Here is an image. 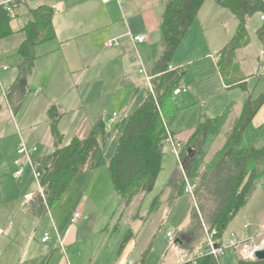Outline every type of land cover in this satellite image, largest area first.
<instances>
[{"label":"crops","instance_id":"1","mask_svg":"<svg viewBox=\"0 0 264 264\" xmlns=\"http://www.w3.org/2000/svg\"><path fill=\"white\" fill-rule=\"evenodd\" d=\"M119 1L125 5L124 10L121 9L117 0H111L108 3H104L102 0H39L38 2H30L27 6L19 9V16L11 23V28L15 33L0 40V59L11 56L18 69V73L12 76L5 75L10 72V68L1 74H4L2 81L5 80L7 84H10L17 76L7 92L1 87L2 81L0 82V111L7 107L10 115V119L7 120L4 117L1 120L3 115L0 114V143L2 139L5 141L3 153H0V264H37L38 261L44 259L42 264H86V256L82 254L76 256L75 253L70 255V251L77 246L80 229L87 223L83 220L85 218L82 212L90 213L93 210L90 207V209H86L89 189L94 187L95 178L96 180L99 179V182L100 180L107 181L105 173H98L99 175H97V171L104 167L79 176L73 182L72 187L75 184L80 187L81 191L76 190V194L83 195V199L75 211L73 209L68 213H63L64 206L59 209L55 205L45 216L40 217L32 213L30 203L41 192L39 182L37 180L38 193H32V188L28 187L30 180L25 175V172L30 169L29 166H25L20 177H15L16 171L24 162V158L19 156L17 151L20 143L13 149V155L6 157L5 154L10 150L6 141L9 138H15L16 135H22L24 132L20 125L27 122L29 118L28 125L32 134L27 135V140L30 144H26L22 136L21 142H24L29 148L38 147L37 142H44L48 149H51L49 153L54 149V138L48 119V111L53 106L57 107L59 113L64 115L59 123V131L64 137L65 145L70 144L73 139L79 138V135H81L80 138L86 137L95 124L100 121L104 122L107 130L109 124L106 122L105 113L93 108L88 109L84 104L90 103V106L97 99H100L101 91L105 87H113L115 85L113 81L122 77L124 80H129L130 85L129 90H125L128 92L126 103L119 108L120 120L124 121L123 133L129 117L144 103L148 91L156 98L162 97L180 72H185L181 86H186L189 91L187 94L174 96L176 104H172V110L163 117V121L169 130L180 138L183 147L188 149L191 146L195 129L204 118H216L222 115L229 104L235 103V114L224 126L216 143L221 140L224 133H228L226 134L227 139L250 93L254 99L263 93L264 35L258 34L264 24L261 15L258 14L261 26L255 28L261 45H257L251 36L254 30H252L253 26H249L250 19L247 23L249 43L238 48L233 55L228 52L224 54V49L236 35L239 23L230 10L218 5V0H207L176 52L174 58L176 64L173 63V69H169L168 66L166 71L155 74L153 85L149 86L139 72L140 66L151 71L162 55L160 25L169 0ZM42 6L54 9L52 24L56 37L50 42L35 47L36 59L32 72L26 75L28 76V81H26L28 83L32 80L34 83L35 80L34 84L37 87L30 88V92L24 98L19 92H16V90L20 91L21 88H18V85L25 76L21 70L24 58L19 54V49L26 40V34L22 29L33 20L30 11ZM128 30L134 35L147 36V41L133 45L124 38L120 47L105 48L107 40L124 37ZM11 39L14 41L13 45L5 43L6 41L12 44ZM6 46L9 47L8 50H5ZM221 61H223L222 69H227L230 66L228 67L230 70L227 72V78H224L219 69L218 63ZM4 66L8 67L7 65ZM39 70L40 76L36 77ZM66 76L70 78L66 79ZM66 82L68 86H66ZM99 83L102 84L100 89L96 88ZM241 83L247 90L236 88L235 85ZM87 85L90 87L86 89ZM76 89L77 91H75ZM57 92L64 98L61 99L63 100L61 106L57 102L59 101L58 95L55 96ZM123 93L126 92L120 93L119 100L122 99ZM72 94L76 96V99L74 98L71 104L70 99H65ZM30 95L33 96V99L22 114V106ZM182 96H189L190 101L192 100L191 103L183 102L186 107L191 108L190 111L195 110L189 116L180 114L182 112L180 97ZM33 108L35 110L32 111ZM44 113L47 115L46 119L43 118ZM34 114L37 115L35 120ZM178 114L181 116L180 121L177 120ZM170 115H173L175 119L171 121V124H168L166 119ZM115 117L118 116L115 115ZM67 119L70 120L68 128L72 129L71 136L68 138L63 132V124ZM250 128L253 129V132L259 133L260 130L263 132L250 141L247 140ZM244 138L248 144H258L264 141V106L246 130ZM38 152L39 150L34 154L35 160L49 154L38 156ZM167 153L175 158L176 170L172 168L174 171L172 180L159 196L162 208L166 203L171 204L169 201L171 198H175L173 203L176 204L179 197L188 196L180 194L181 176L179 172L180 167L187 165L188 153L185 151L181 156V163L168 148L166 155ZM68 194H65L61 201H64ZM141 204L142 202H140ZM160 211L152 217L151 222L154 221ZM76 212H80L82 218L76 225L72 226L71 219ZM120 214L121 209H118L113 216V219L119 216L118 228L117 230H115V226L113 228L115 233L120 231L122 222L125 221L130 224L129 218L132 213L129 212L122 219H120ZM140 223L141 220H138L132 224L137 230V234L135 232L130 234L131 238L122 252L119 251L122 244L117 250L108 243L113 237L112 231H110L111 226L108 225L104 228L105 232L102 233L104 237L98 248L99 255L95 260L92 259L91 264H127L128 261L132 262L131 260L136 254L139 256L137 258L139 260L151 241V234H155V227H152L151 230L146 229L149 222L141 223V226ZM44 224H46V231L42 233L39 239H35ZM49 225H51L50 230H48ZM230 226L225 233L226 236L236 233L241 240L252 237L262 240L264 238V208L250 213L245 218L241 232L234 226L230 229ZM207 229L203 228L202 233H193L191 230V234H187L185 231L178 234L172 241L176 244L173 253H170L172 259L168 258L165 261L166 264H194L205 242ZM68 230L70 231L68 232ZM46 233H50V239L43 243L42 239ZM127 233L128 229L124 236ZM145 237L148 238L145 239ZM149 237L150 240H148ZM192 237H194V241H192ZM62 239H64L63 246L61 245ZM47 245L53 248L46 249L45 246ZM107 245L110 246L109 253L105 252L104 254V251H107ZM233 254L234 264H238L241 259L239 251H234ZM232 258H230V264L233 263Z\"/></svg>","mask_w":264,"mask_h":264},{"label":"trees","instance_id":"2","mask_svg":"<svg viewBox=\"0 0 264 264\" xmlns=\"http://www.w3.org/2000/svg\"><path fill=\"white\" fill-rule=\"evenodd\" d=\"M206 1L167 2L160 25L163 51L152 70L148 71L149 74L154 76L167 70ZM217 3L222 8L230 10L239 23L236 35L223 51L224 54L228 52L233 55L238 48L249 43L247 23L253 16L264 14V3L263 0H218ZM30 13L33 20L22 29L26 34V40L19 49V54L24 58L21 67L24 75L32 72L36 59L35 47L56 37L52 24L53 8L42 6L31 10ZM18 16L19 12L15 17H11L8 11L0 6V40L15 33L11 23ZM258 34L264 35V24ZM222 63L223 61L219 62L218 66L224 78H227L230 66L222 69ZM185 74L180 72L162 97L156 98L148 91L144 103L129 117L115 153L109 160L105 157V149L110 135L104 122L96 123L86 137L75 138L70 144L65 145L64 137L59 131V123L64 115L53 106L48 111V119L54 138V149L36 160L37 171L40 173L37 180L41 192L32 199L30 211L36 216H45L62 200L76 178L102 167L107 168L113 188L119 197L120 219L125 217L137 202H142L144 196L154 190L163 171V161L166 157L164 143L166 127L163 117L170 113L172 104H176L174 92L181 86ZM235 86L247 90L242 83ZM263 106L264 92L256 99L250 93L225 144L219 150H214L215 143L228 120L235 114L236 105L229 104L222 115L216 118H204L195 129L190 148L184 147L181 152L182 156L187 151L188 159L187 165H183L186 172L185 175L181 174L180 194L186 195L187 181L194 183L199 180L194 195L193 216L196 215L195 206L198 207L199 202L203 213L208 211V230L216 229L217 238L225 235L229 226L248 206L256 189L264 186V141L248 144L244 138L246 130ZM171 200L174 201L175 198L169 201ZM206 203L212 204L208 206L210 210L206 211ZM161 208V198L158 197L144 219L140 215V206L130 216L129 223L134 224L143 219V223L146 224ZM117 228L118 225L115 226V230ZM130 234H133L132 229L125 236L120 252L126 247L131 238ZM155 235L135 264H146L156 242ZM194 262L220 264L212 257L198 256ZM238 264H264V261L240 259Z\"/></svg>","mask_w":264,"mask_h":264},{"label":"rangeland","instance_id":"3","mask_svg":"<svg viewBox=\"0 0 264 264\" xmlns=\"http://www.w3.org/2000/svg\"><path fill=\"white\" fill-rule=\"evenodd\" d=\"M0 1H4V0H0ZM261 17V16H260ZM259 15H255L251 18V20L249 21V26H253V33H252V38L255 41V43L257 45H261V40L259 41V38L256 35V31L255 28L257 29L258 27L261 26L260 24V20H259ZM11 42H6L9 45H13V39H11ZM6 45V44H4ZM9 47H5V50H8ZM175 58V57H174ZM173 63L176 64V62L174 61V59L172 60V62L169 65V69H173ZM141 64V63H140ZM7 65L8 68H10V72L6 73V76H12L15 75L16 73H18V69H17V64L15 63L14 59L11 56H5L3 58L0 59V66H4ZM185 67V66H184ZM193 67V66H192ZM140 68H142L140 66ZM186 68V67H185ZM196 71V70H195ZM193 73V72H192ZM191 73V75H192ZM28 75V74H26ZM25 75V76H26ZM121 75V74H120ZM3 75H1V81L3 80ZM23 78V80L20 82V84L18 85V88L20 87V91L16 90V92H19L21 97H26L27 93L30 92V88H36L37 85L34 84L32 80H30L28 83V76H26ZM40 76V70L37 72L36 77ZM123 76V75H122ZM17 77V76H16ZM15 77V79H16ZM144 77V76H143ZM66 79L70 78V77H65ZM14 79V80H15ZM14 80L11 81L10 84H7L4 81H2V85L1 87L7 92L10 87L12 86V84L14 83ZM27 80V81H26ZM67 82L69 80H66ZM66 82V86H68V83ZM115 83V85L113 87H105L104 90L101 91V93L99 94V98L97 99L94 103H92L90 106L88 103L87 105L84 104V106L88 109H97L100 112H104L105 113V118H106V122L109 124V127L107 128V132L110 135L109 138V142L106 146V150H105V157L107 159H110L115 152V149L117 147L118 144V140L122 134V128L124 126V121L120 120V109L121 106L123 104L126 103V98H127V91L125 90H129L130 85H129V80H124L122 77L121 78H116L113 81V84ZM190 86V84H188ZM65 86V84H64ZM71 86V85H70ZM90 86L87 85L86 89L89 88ZM102 87V84H98L96 85V88L100 89ZM250 88V87H249ZM252 88V87H251ZM250 90V89H249ZM77 91V89L75 90ZM97 91V90H96ZM240 91H242L240 89ZM239 91V92H240ZM262 91L264 92V88L262 89ZM71 92V91H70ZM121 92H126L123 93L122 95V99L119 100V95ZM243 92V91H242ZM59 92L55 93V96L58 95ZM74 94L70 95L69 98H66L65 100H69L70 99V103H73V99H76V96H73ZM144 95V94H143ZM2 97H4L2 95ZM58 104L61 106L62 101L61 99H64L62 97V95H58ZM33 96L30 95L25 101L24 105L22 106V111L21 113L23 114V112L25 111V109L27 108V106L29 105V103L32 101ZM191 103L192 100L190 101L189 96H182L180 97V103L181 106V111L180 114L182 116H189L193 113V111H195L194 109H192V111H190L188 108L185 106V103ZM76 106V103H75ZM15 108V107H14ZM17 109V108H15ZM35 110V108L32 109V111ZM8 108L5 107L3 111H0V114L3 115L1 117V120L4 119V117H6V119H10V115L8 113ZM180 114L177 115V120L180 121ZM118 116V117H115ZM34 120L36 119L37 115L34 114L33 115ZM43 118H47V115L44 113V117ZM175 119V117L172 115H170V117H167V122L168 124H171V121ZM29 121L30 118L27 120V122H25L24 124L20 125V128L23 130L24 133H22V135H16L15 138H9L6 141V144L9 145L10 150L8 151V153L5 152L6 157H8L9 155H13V149L16 148V146L20 143V145L24 142H26V144H30L28 142V138L27 135L32 134L31 131L29 130ZM69 122L70 120L67 119L66 122H64L63 124V132L66 135V137L68 138V136H71V132L72 129L69 126ZM120 122V123H118ZM29 131V132H28ZM257 132H253V129L250 128V131L248 133V138L250 141L255 139V137H258V135H261L263 131H258ZM226 134L228 133H224L221 140H219L217 143H215L214 146V150L220 149L223 142H225L226 139ZM21 136L24 137V142H21ZM81 137V135H79ZM84 137V135H82ZM79 137V138H80ZM34 138V137H33ZM36 141V140H34ZM4 140H1L0 143V153H3L4 147ZM38 145L37 149L39 150L38 152V156L40 155H45L48 154L50 152L51 149H48L46 143L44 142H37L36 143ZM19 145V146H20ZM167 149V148H165ZM18 151V150H17ZM17 154V153H16ZM172 168H175L174 170H176L175 167V158L170 155L169 153H167L164 161H163V171L160 174L156 186L154 188V190L145 195L143 200H142V204H136L135 207H133L130 210V214H134L138 208L141 206V217H143V219L146 217V215L148 214L149 210L152 208L154 202L157 200V198L161 195V193L163 192L165 186L167 184H169V182L172 180L173 177V173L174 171L172 170ZM185 167H180L179 168V172H180V176L182 173H184L185 175ZM98 173H105L106 177H107V181L104 180H100L99 179L94 180V187L89 189L88 192V196L89 199L86 203V209H90L92 208L93 210L90 211V213H86V212H82L83 213V217L85 219V223L81 229H80V235H79V242L77 244V246L71 249L70 251V255L71 254H76V256H78V254H82L84 256L87 257V262L86 264H91L92 259H96V257L99 255L98 252V248L100 245V242L102 241L103 237H104V228H106L108 225L111 226L110 231H112L113 237L110 238V242H108L109 244H111V247L113 246V249H117L119 250V246L122 244L123 240H124V235L126 234V230L128 229V232L130 231V229L133 230V233L135 232L137 234V230L135 229L134 225L132 224H127V222H122L121 226H120V231L118 233H115L113 228L114 226L117 225L118 220H119V216L113 219V216L115 215L116 211L119 209V205H120V200L118 195L116 194L113 186H112V181L110 178V175L107 171V168L104 167L103 169L97 171V175H99ZM25 175L29 178V182H28V187H31V191L32 193H38L39 188H38V184H37V178L35 177V173L33 171L32 168H30L29 170H27L25 172ZM97 177V176H96ZM75 182V181H74ZM74 184V183H73ZM72 184V185H73ZM71 185V187H72ZM67 191L66 194H68V196L66 195V199H64V201H60L56 204V207H59V209H61L63 206V213H68L71 210L77 209L78 206L80 205V203L82 202L83 199V195H79L76 194V190L81 191V189H79V186H76V184ZM81 193V192H80ZM194 202H195V198H191L190 196H182L179 197L177 199L176 204L173 203V201L171 200V204L170 203H166L164 205V207L161 209L160 213L155 217L154 221L151 222L149 221L148 225H147V230H151V228H154V232L155 234H151V239L153 238V236L155 235V244L153 247V251L148 255L147 260H146V264H166V260H168V258L172 259V251L174 250V248L176 247L175 242H171L170 240H168V233L173 231L174 233V239L175 237L178 236V234H180L182 231L187 232V234H191V230H193V233L195 232H201L203 231V228H209V221H208V211L210 210L209 207L212 204L206 203L205 207H206V213H203V211L200 209L199 207V202H198V207L195 206V216H193V210H194ZM65 205L66 208H65ZM209 206V207H208ZM90 207V208H89ZM264 208V186H259L256 191L253 193V196L250 200L249 205L247 206V208L242 212V214H240L236 220L233 222V224L230 226V229L234 227H237L239 229V232L242 231V227L245 223V218H247V216L250 213L256 212V211H260ZM135 209V210H133ZM131 214V215H132ZM92 216V217H91ZM143 219H141V223H143ZM140 222V221H139ZM140 223V226L142 225ZM151 224V225H150ZM50 226L48 227V230H50ZM131 226V228H129ZM177 227V228H175ZM46 224H44V227L40 228L39 232L37 233L35 239H39L40 236L42 235V233L44 231H46ZM208 230V229H207ZM206 230V231H207ZM114 232V233H113ZM34 233V232H33ZM32 233V235H33ZM102 234V235H101ZM228 234H231L228 232ZM236 234V233H235ZM101 235V236H100ZM150 237L148 240H150ZM148 237H145V239H147ZM241 240V239H240ZM247 240V239H246ZM192 241H194V237H192ZM244 241V240H243ZM264 241V238L262 240H258L257 238L254 241V245L257 246H262V249L264 248V245H262ZM250 242V241H249ZM250 244V245H253ZM109 245H107V251H104L106 253H109ZM145 247V246H144ZM46 249H52L53 247H51L50 245L45 246ZM111 249V248H110ZM234 251L230 250L227 252V255L224 256L223 258H221L220 260V264H230V258L233 257ZM240 254V252H239ZM171 256V257H170ZM241 256V255H240ZM139 256H137V254L133 257V260H131L133 263H136L138 261ZM233 259V258H232ZM241 259L242 256H241ZM93 260V261H94ZM136 260V261H134ZM45 261V259L43 260ZM42 260L38 261L37 264H42L43 262ZM129 263V261L127 262V264ZM235 261L233 259V263L234 264ZM54 264V263H52Z\"/></svg>","mask_w":264,"mask_h":264},{"label":"built area","instance_id":"4","mask_svg":"<svg viewBox=\"0 0 264 264\" xmlns=\"http://www.w3.org/2000/svg\"><path fill=\"white\" fill-rule=\"evenodd\" d=\"M39 0H4L0 1V6L4 7L11 17H15V15L19 12V9L27 6L30 2H38ZM104 3H108L111 0H102ZM121 9H125V5L122 2L117 0ZM264 3V0H263ZM125 18V17H124ZM262 21H264V14L261 15ZM124 38L128 40L131 44L135 45L138 43H144L147 41V36L145 35H134L129 30L124 35V37L109 39L105 43V48L113 49L120 47L123 43ZM8 70V67L0 66V82H1V74ZM140 74L144 76V81L149 85H153L155 77L147 71L144 67L140 69ZM189 89L186 86H180L175 92V96H180L183 94H187ZM166 131L164 137L165 146L169 149V151L175 155L179 163H181V152L183 150V143L180 138L174 135L167 125L165 124ZM38 151L37 147H27L24 143L19 146L18 155L24 158V162L20 165V168L16 171L15 177H20L23 174L25 166H29L33 169L35 173V177L38 179L40 177L39 171H37L38 165L36 160L34 159V154ZM199 186V180H196L194 183L186 182L185 186V194L195 198V191ZM82 218V214L80 212H76L73 218L71 219V225H76L80 219ZM247 228V226H246ZM70 230H68L69 232ZM168 239L172 242L174 241V233L173 231L168 233ZM218 233L216 229L210 230L207 232V236L205 242L202 246V249L199 252V257H212L215 260H220L223 258L229 250H238L240 255L244 260H257L255 257V253L262 249V246L254 245V241L256 238L252 237L247 240H240L239 237L232 233L229 236H223L222 238H217ZM50 239V233H46L44 238L42 239L43 243H46ZM250 241V242H249ZM253 244V245H250ZM61 245H64V239L61 241ZM264 245V241L262 243ZM129 264H135L133 262H129ZM196 264V262L194 263Z\"/></svg>","mask_w":264,"mask_h":264},{"label":"water","instance_id":"5","mask_svg":"<svg viewBox=\"0 0 264 264\" xmlns=\"http://www.w3.org/2000/svg\"><path fill=\"white\" fill-rule=\"evenodd\" d=\"M255 257H256V259L259 260V261H264V248L258 250V251L255 253Z\"/></svg>","mask_w":264,"mask_h":264},{"label":"bare ground","instance_id":"6","mask_svg":"<svg viewBox=\"0 0 264 264\" xmlns=\"http://www.w3.org/2000/svg\"><path fill=\"white\" fill-rule=\"evenodd\" d=\"M24 172V171H23ZM209 230H207L206 231V236H207V232H208ZM226 236V235H225ZM230 251V250H229ZM233 251H238V250H233ZM226 256V255H225ZM219 261V260H218ZM251 261V260H250ZM195 263V262H194Z\"/></svg>","mask_w":264,"mask_h":264}]
</instances>
